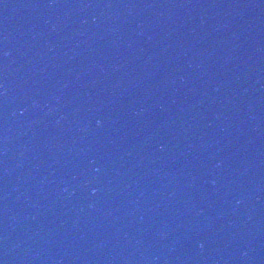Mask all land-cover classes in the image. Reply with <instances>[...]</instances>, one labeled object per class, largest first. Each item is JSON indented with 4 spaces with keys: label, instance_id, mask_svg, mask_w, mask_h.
I'll use <instances>...</instances> for the list:
<instances>
[{
    "label": "water",
    "instance_id": "1",
    "mask_svg": "<svg viewBox=\"0 0 264 264\" xmlns=\"http://www.w3.org/2000/svg\"><path fill=\"white\" fill-rule=\"evenodd\" d=\"M0 264H264V0H0Z\"/></svg>",
    "mask_w": 264,
    "mask_h": 264
}]
</instances>
